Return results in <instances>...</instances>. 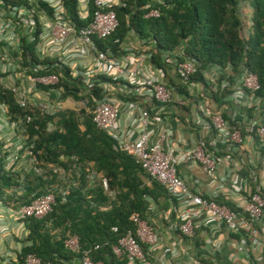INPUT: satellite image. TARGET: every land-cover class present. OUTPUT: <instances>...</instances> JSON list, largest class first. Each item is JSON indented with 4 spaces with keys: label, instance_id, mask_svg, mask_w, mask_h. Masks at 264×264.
I'll return each mask as SVG.
<instances>
[{
    "label": "trees",
    "instance_id": "16d2710c",
    "mask_svg": "<svg viewBox=\"0 0 264 264\" xmlns=\"http://www.w3.org/2000/svg\"><path fill=\"white\" fill-rule=\"evenodd\" d=\"M60 1L66 17L76 28L86 25L88 19L78 18L76 0ZM2 2L33 9L30 14L36 29L32 35L36 40L38 22L34 12L42 10L50 15L51 9L46 3L35 0L33 6L27 0ZM121 3L114 7L117 27L110 36L95 42L98 49L125 54L120 45L131 32L149 44V61L162 71L171 94L187 96L186 86L178 82L177 75L170 78L167 71L173 63L188 60L195 65L196 72L186 79L187 85L199 83L212 91L203 73L214 67L219 71L216 83L217 93L221 95L229 91L236 76L253 73L259 85L254 97L264 102V0H122ZM240 4L250 10L246 38L241 36ZM87 8L91 10V0ZM150 10L157 11L158 15L145 17ZM35 40L27 43L24 38L20 39L21 66L25 73L39 76L60 72L54 88H61L63 98L83 99L80 83L70 79L66 68L54 67L48 58L39 59ZM36 65L43 68L36 69ZM97 79L109 81L100 76ZM223 81L226 86L221 88ZM99 91L93 88L92 95L99 98ZM86 98L87 110L64 109L47 116L34 109L19 108L11 93L0 85V103L6 106L11 120L21 119L26 144L32 146L34 168L40 170L30 169L23 176L11 173L4 169L5 153L0 152V204L16 208L49 191L55 192L59 171L70 178L68 192L63 197L55 196L50 213L39 219L21 220L25 235L12 264H23L27 254L42 262L62 264L77 260L82 251H88L91 260L102 264H127V259L115 256L111 247L126 231L134 236L135 225L129 217L136 215L142 220L148 211V199L157 202L169 197L138 163L116 150L113 141L95 128L89 113L90 96ZM53 169L59 171L54 173ZM89 174L94 175L92 182L88 181ZM101 179L105 180V189ZM223 205L234 213L239 212L230 204ZM112 227L117 231L112 232ZM70 235L77 237V253L70 252L63 244ZM96 245L98 248L94 249ZM140 246L145 258V246Z\"/></svg>",
    "mask_w": 264,
    "mask_h": 264
},
{
    "label": "built area",
    "instance_id": "2783aa9c",
    "mask_svg": "<svg viewBox=\"0 0 264 264\" xmlns=\"http://www.w3.org/2000/svg\"><path fill=\"white\" fill-rule=\"evenodd\" d=\"M27 1L28 5L35 6V0ZM41 1L51 9V14L42 10L34 12L38 22L35 40L32 35L36 29L31 17L33 9L0 0V85L11 93L14 103L19 108H30L40 114L53 116L64 109L87 110L86 95L90 96L92 104L89 113L95 128L103 131L113 141L116 150L130 156L151 181L160 185L166 194L177 202L178 224L175 229L179 234L192 237L195 232L192 220L201 213L218 224L235 228L237 213L217 203L214 197L203 198L191 193L176 173V166L179 163H194L202 172L213 176L220 159L214 156L209 143L198 140L190 149L176 151L171 146L165 130L162 129L153 136V130L149 127L150 110L145 105L151 104L152 109H157V112L161 113L167 107H183V101L177 97V94L173 95L169 92L165 83L166 77L149 61V44L137 39L138 46L129 50L130 52L124 51L123 55L113 54L107 49L100 50L96 46V41L104 40L116 29L114 7L123 5L122 0H91L90 11L87 8L88 0H76L78 18L88 19L86 25L79 28H76L66 17L60 0ZM157 15V11L150 10L145 17ZM21 38L27 43L36 41L35 52L40 60L48 58L54 67L66 68L70 79L80 83L81 94L85 97L77 100L71 97L63 98L61 88H54L61 76L60 72L39 76L27 75L21 66ZM145 61H148V64L144 65ZM35 68L43 67L36 65ZM170 68L173 75H177L178 82L186 86L188 94L192 84L187 85L186 79L196 72L195 65L191 61L184 60L179 64L173 63ZM98 76L109 81H100L97 79ZM214 81V79L209 80V82ZM39 86L47 88L42 89ZM225 86L226 82L223 81L220 87ZM93 88L100 90L99 98L92 95ZM258 88L257 78L253 73L245 72L240 75L239 92L247 91L254 97V92ZM153 102L156 104H152ZM197 111L207 117L206 124L212 128L217 140L233 146L239 145L244 134L248 138L255 139L258 146L264 149V119L260 124H248L241 132L239 128L230 125L218 112L209 114L206 110L197 109ZM22 125L19 118L11 120L6 106L0 103V152L5 153L4 169L11 173L22 171L27 173L30 169L39 172V169L34 168L32 146L26 144ZM133 128L138 131L133 138H130ZM163 141L168 144L166 148H162ZM25 161L30 164L28 169L20 166V163ZM58 171V169L52 170L54 173ZM93 179L94 175L89 174L88 181L92 182ZM101 183L105 189V180L101 179ZM68 189V185L55 188V192L49 191L34 198L27 205L16 208H7L1 204L0 207L14 222L22 226V219H39L50 213L55 196L63 197ZM263 190L264 175L254 180L242 213L250 223L243 227L247 237L264 255V237L262 240H255L256 230L252 225L263 213ZM129 220L135 225L134 236L130 231H126L118 238L116 245L111 247V251L117 257H125L127 264H134L144 259L140 245H152L157 237L136 215H131ZM111 230L117 231L116 227H112ZM63 244L72 253H77L79 250L78 240L74 235L67 236ZM97 248V245L94 246V249ZM76 261L78 264H102L100 261L91 260L88 251H82ZM23 264L49 263L27 254Z\"/></svg>",
    "mask_w": 264,
    "mask_h": 264
},
{
    "label": "crops",
    "instance_id": "0c3cea01",
    "mask_svg": "<svg viewBox=\"0 0 264 264\" xmlns=\"http://www.w3.org/2000/svg\"><path fill=\"white\" fill-rule=\"evenodd\" d=\"M239 13L242 19L241 36L246 38L249 32L250 10L246 5L240 4ZM137 46V38L129 32L120 48L129 51ZM143 64H148V61ZM167 72L170 78H174L172 70L168 69ZM218 74L219 71L214 67H209L203 73L212 91L205 89L199 83H193L188 89L187 96L173 93L182 99L183 107L171 106L158 113L157 109H152L153 105L145 106L150 110L149 127L153 130V136L160 130H165L171 146L176 151L188 150L198 140L209 143L214 156L220 159L213 176L202 172L194 163H179L176 166V173L191 193L203 198L214 197L216 201L230 204L238 210L236 227L229 228L218 224L201 213L192 220L195 225L194 235L185 237L175 229L178 224L177 202L169 197L158 199L157 202L148 199V211L142 221L157 239L152 245L144 244L146 256L142 262L134 264H264V255L260 248L253 246L244 231L243 227L250 223L242 213L254 180L264 175V149L258 146L255 139L248 138L244 134L239 145L233 146L217 140L212 128L206 124L207 117L197 111V109L206 110L209 114L218 112L228 120V123L242 132L250 123L263 122L264 102L249 93L239 92L240 75L233 79L228 92L223 91L221 95L218 94L216 83ZM211 79L215 81L209 82ZM136 131L138 130L133 128L130 138L136 135ZM167 145L163 141L162 148H166ZM145 184L148 185V182ZM262 196L264 199V190ZM252 225L256 230L254 239L262 240L264 209L261 218ZM21 235H25L23 228L14 223L0 207V264H12L15 261L16 253L21 247L16 239ZM62 264H78V262L75 260Z\"/></svg>",
    "mask_w": 264,
    "mask_h": 264
},
{
    "label": "rangeland",
    "instance_id": "374dc122",
    "mask_svg": "<svg viewBox=\"0 0 264 264\" xmlns=\"http://www.w3.org/2000/svg\"><path fill=\"white\" fill-rule=\"evenodd\" d=\"M2 55V54H1ZM12 61V60H11ZM67 105H68V103H67ZM67 107H69V106H67ZM21 165V167L23 166V167H25L26 169H28L29 167H30V164L28 163V161H25V162H23V163H20ZM28 171V170H27ZM21 174H24L23 173V171L22 172H20ZM68 179H70V178H68ZM67 178H66V176H65V174L64 173H62V172H59V177H58V181H59V183H58V186L57 187H54V188H56V189H58V188H62V187H64L65 185H68V184H70V180H68ZM15 223V222H14ZM17 224H19V223H17ZM20 225V224H19ZM20 227H22L21 225H20ZM24 236H20L19 238H17L16 239V241H18L19 243H20V241L22 240V238H23ZM21 244V243H20Z\"/></svg>",
    "mask_w": 264,
    "mask_h": 264
}]
</instances>
